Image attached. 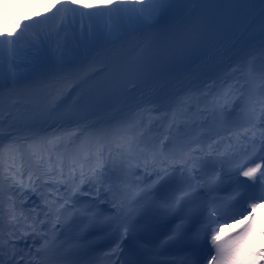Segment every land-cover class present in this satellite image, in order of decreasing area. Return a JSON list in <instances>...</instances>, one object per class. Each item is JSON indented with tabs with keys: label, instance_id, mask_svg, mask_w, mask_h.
I'll return each mask as SVG.
<instances>
[{
	"label": "snow or ice",
	"instance_id": "6c2138e0",
	"mask_svg": "<svg viewBox=\"0 0 264 264\" xmlns=\"http://www.w3.org/2000/svg\"><path fill=\"white\" fill-rule=\"evenodd\" d=\"M0 19V264L264 261V0Z\"/></svg>",
	"mask_w": 264,
	"mask_h": 264
},
{
	"label": "bare ground",
	"instance_id": "6f19581e",
	"mask_svg": "<svg viewBox=\"0 0 264 264\" xmlns=\"http://www.w3.org/2000/svg\"><path fill=\"white\" fill-rule=\"evenodd\" d=\"M91 1V0H89ZM97 1V0H93ZM36 6L33 7L34 0H7L9 6L15 9H25L26 13H33V16H39L41 13L49 12V9L52 8V5L48 3L47 0H35ZM6 7V8H7ZM7 21L0 19V30H6ZM181 79L185 78V75L179 77Z\"/></svg>",
	"mask_w": 264,
	"mask_h": 264
},
{
	"label": "clouds",
	"instance_id": "9594fccd",
	"mask_svg": "<svg viewBox=\"0 0 264 264\" xmlns=\"http://www.w3.org/2000/svg\"><path fill=\"white\" fill-rule=\"evenodd\" d=\"M0 6H4V7L9 6L7 0H0Z\"/></svg>",
	"mask_w": 264,
	"mask_h": 264
},
{
	"label": "rangeland",
	"instance_id": "374dc122",
	"mask_svg": "<svg viewBox=\"0 0 264 264\" xmlns=\"http://www.w3.org/2000/svg\"><path fill=\"white\" fill-rule=\"evenodd\" d=\"M15 1V0H14ZM88 4H90V2H87Z\"/></svg>",
	"mask_w": 264,
	"mask_h": 264
}]
</instances>
